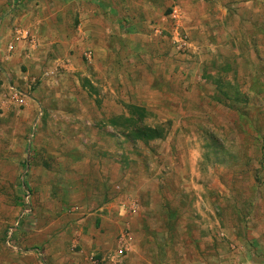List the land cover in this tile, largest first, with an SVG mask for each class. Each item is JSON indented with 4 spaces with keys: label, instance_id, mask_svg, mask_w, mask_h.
<instances>
[{
    "label": "rangeland",
    "instance_id": "1",
    "mask_svg": "<svg viewBox=\"0 0 264 264\" xmlns=\"http://www.w3.org/2000/svg\"><path fill=\"white\" fill-rule=\"evenodd\" d=\"M50 2L0 0V264H193L264 225V0L96 41Z\"/></svg>",
    "mask_w": 264,
    "mask_h": 264
},
{
    "label": "crops",
    "instance_id": "2",
    "mask_svg": "<svg viewBox=\"0 0 264 264\" xmlns=\"http://www.w3.org/2000/svg\"><path fill=\"white\" fill-rule=\"evenodd\" d=\"M52 1L54 5V8H52L53 13L57 12V10H67L65 11L66 13L62 11V15L67 14L70 17L78 16L81 19L80 25L82 30H84V33L91 31L93 34L90 36H92L93 41H96V33L103 31L102 26L107 22L116 25L121 19V16L131 17L134 15L138 17L141 15L147 19L145 29L149 28L150 31L155 30L156 32L160 27L155 25V23H151V20L154 19L160 9L163 7L165 8L166 5H173L174 9L178 11L181 9V13L183 14H185V12L186 14H188V12L192 14L193 12H196V10L198 12L200 8L202 9L211 6V2L208 1L214 0H148L147 3L146 0H138L139 6L124 11L118 7L119 0H104L106 9L95 3H98V0H63L64 4L62 8L58 7L60 6V0H51V5ZM216 1L218 2L222 0ZM125 3H128V1L125 0ZM64 5H66L65 8H63ZM107 5H109V7ZM125 6V8L129 7L128 5ZM217 7L221 9L220 3H218ZM159 17L160 13L158 14L157 19L160 21ZM3 168H5L4 158L0 157V174ZM209 224L210 225L206 226L212 228L211 223ZM216 225L220 226L218 223H216ZM222 225L224 227L220 231L224 234L226 240L221 244L220 242L214 243L212 239L208 238L206 239L207 242L203 245L202 243L197 242V235L196 240L190 246L192 249L191 252H195V260L192 261L193 264H264L263 223L259 224V227L256 226L258 227L257 229H253V223L249 224L246 231L241 229V223H238L237 221L229 222L228 224L224 221L222 222ZM214 238L218 240V238L215 237V234ZM190 240L192 241V238Z\"/></svg>",
    "mask_w": 264,
    "mask_h": 264
},
{
    "label": "built area",
    "instance_id": "3",
    "mask_svg": "<svg viewBox=\"0 0 264 264\" xmlns=\"http://www.w3.org/2000/svg\"><path fill=\"white\" fill-rule=\"evenodd\" d=\"M175 12H174V16L176 17V10H174ZM183 45H184V43H183ZM16 102L21 106V105H24L25 104V97H17L16 98Z\"/></svg>",
    "mask_w": 264,
    "mask_h": 264
}]
</instances>
